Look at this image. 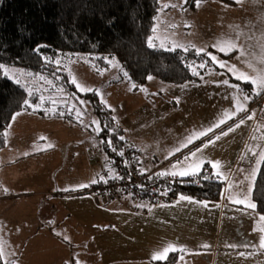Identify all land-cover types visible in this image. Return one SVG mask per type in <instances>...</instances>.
<instances>
[{"label": "crops", "instance_id": "1", "mask_svg": "<svg viewBox=\"0 0 264 264\" xmlns=\"http://www.w3.org/2000/svg\"><path fill=\"white\" fill-rule=\"evenodd\" d=\"M165 5H175V7H165ZM150 38L152 47L158 49H203V52L213 54L217 61L226 62L228 67L235 65V69L229 71L227 67L221 68L215 62L216 68L219 66L221 73L225 75L221 74V78L224 79L218 80V76L213 79L220 85V92H215L214 88L208 89V87L201 90L211 114H215V107L221 104L222 99L226 102L229 112L235 110L236 101L233 97L238 93L229 85L238 84L242 93L251 94L253 97L246 103L249 112L247 114L254 113L253 118L227 136H223L215 144L203 148L197 157H191L190 153L202 148L203 143L212 137L213 133L194 140L193 143L182 148L178 155L168 156L163 136L155 124L144 123L135 130L128 129V137H125V130L122 127L125 140L133 141L141 148L143 156H148L146 159L148 164L151 157L172 162L176 158H178L177 161H183L185 156H189V159L184 161L186 166H195L203 160L202 169L208 167L213 175L220 173L214 176L225 181L221 198L206 200L193 197L195 201H207L208 206L204 207L188 201L177 203L182 193L170 202L149 203L130 194L110 201L94 194L80 198L82 195L80 193L70 194L69 191L59 190L53 191L54 194L50 195L52 198L48 199L51 202L46 218L54 217L51 221L45 222L44 216L43 221H38L37 218L46 206L42 204L41 198L34 200L35 196L32 198L28 196V188L31 184L26 181L24 173L29 172L36 161L28 156L38 155L42 149L48 147L39 148L35 153L32 149L25 148L18 142V138L25 137L15 124L8 127L5 132L6 149L5 147L0 149V180L8 178L17 188L12 193L5 191L4 195H0V232H9L14 228L18 235L16 240L20 239L23 245L22 250L33 243L38 246L60 245L66 250L67 245L89 238L86 225L75 221V227L72 229V226H67L66 217L71 219L75 215L86 216L88 209H102L110 214V218L102 224V228L105 226L111 232L98 241V256L91 261L92 264H105L104 260L108 261L107 264H264V247H261V240L264 238V220L261 217H264V214L260 213L256 207L255 209L246 207L248 202L255 204L252 199V187L262 162L259 153L264 152V113L259 119L257 108L253 107L262 94L255 95L253 89L257 85L236 78L239 75L253 79L264 77V0H231L230 3L221 0H200L199 6L195 2L193 7L188 2L182 4V0H160V9ZM229 44H236L237 47L227 54L220 52L218 47H213V45L228 47ZM219 54L227 57H221ZM225 72H229V75ZM229 76L247 84L248 89ZM225 79L229 81V85L219 83ZM158 80L148 79L147 83H156L160 87L163 84ZM189 85L192 84L189 83ZM191 108L192 113L189 115L193 117L195 112L192 104ZM89 112H93L91 107ZM244 115L246 113H240V116ZM49 116L53 118V115ZM236 119H239V116L215 129V134L226 130L229 125H234ZM70 127L74 128L73 124ZM198 130L200 131L199 127ZM26 132L28 131H23V133ZM96 137L99 138V135L96 134ZM46 138L49 136L38 135L36 139L34 136L33 140L35 145L44 147L42 143L49 142ZM15 146H17V155L12 157V160H19L16 164L19 167L10 171L9 158L12 151H15L13 150ZM41 155L44 157L43 154ZM166 156L167 159H165ZM209 161H219L218 168L213 169ZM22 162L26 163L29 170L24 168ZM171 162L165 163L168 165ZM180 170L186 169L171 168L169 171ZM253 172H255L254 175ZM37 184L38 189L34 191L35 193L47 192L41 189L42 186L39 183ZM60 186L65 188L66 185L60 183ZM12 195H17L20 199L15 205L14 221L5 215L10 210L9 202L12 201L8 197ZM245 197H247L245 204L233 203V200L245 199ZM58 214H61L62 219L56 221ZM46 227L50 231H47V237L41 238L40 230L44 231ZM52 229H55L54 233ZM26 234L30 237L21 239ZM65 236L69 239H63ZM169 243L177 248H183L184 251L170 252L168 258L171 254H177V258L170 263H165L168 258L163 261L153 260V253ZM205 244L209 247H202ZM228 245L236 247L230 248L227 247ZM22 250L21 255L16 256L15 264H67L64 257L59 254H50V258L41 263L38 257L33 259L23 255ZM181 256L183 260L180 259ZM76 261L80 264H88L74 258V264Z\"/></svg>", "mask_w": 264, "mask_h": 264}, {"label": "rangeland", "instance_id": "2", "mask_svg": "<svg viewBox=\"0 0 264 264\" xmlns=\"http://www.w3.org/2000/svg\"><path fill=\"white\" fill-rule=\"evenodd\" d=\"M208 54L210 57L213 55ZM79 56L82 57L72 56L70 59V53L60 52L54 60V62L58 60L60 63L47 65L48 68L52 67L56 70L52 71L49 69L47 73L6 65L2 69L3 75L7 78L15 82L17 79L20 80L19 84L26 89L28 95H36L33 99L28 98L31 105H41L36 110L27 106L19 111L18 113L20 114L15 115V119L11 121L10 125L14 126L16 124L18 126L25 137L23 139L18 138V142L23 144L25 148L32 149L33 153L39 148L48 147L42 149L38 155L32 154L28 156L33 157L36 161L31 170L24 173L26 181L31 184L28 188V196L30 198L35 196L34 200L41 198L43 200L42 204L46 206L37 218L38 221H43L44 216L45 222L47 220L51 221V218L54 217L46 218L51 202L48 199L52 198L50 195L54 194L53 191L68 189L67 191L70 194H82L80 198L89 196L88 194L90 193L86 192L92 184L89 182L93 179L99 180L102 175L100 174L102 165L107 164L110 159L108 152L101 145V141L104 140L101 137H96L97 132L94 130L95 125H92V121H99V119L93 112H89V108L92 106L90 101L76 93V91L82 94L88 92L79 91L74 84L76 91H71L66 86L67 77L63 72L67 74L70 82L75 78L78 83L88 88L99 89L100 95L98 96L100 100L102 101L103 99V101L107 102V105L111 106L112 116L115 117L114 121L124 128L125 137H128V129L135 130L144 123L155 124L163 136V142L167 146L168 153L174 151L181 143L185 142L190 134L199 132L198 127L200 131H203L218 121L224 112L228 111L226 102L222 99L221 104H217L215 107V114H211L209 106L201 93V90L205 87H208V89L214 88L215 92H220V85L215 83L213 79L216 76H218V80L224 78H221V70L219 66L216 68L215 61H212L213 64L206 69H198L194 65L191 66V72L194 73L196 69V72H199L200 75H197L198 80L193 82L186 81L183 83L185 85H175L158 80V82L163 84L160 87L152 82L137 87L134 82L129 80L113 81L118 71V64L115 60H110L111 65L109 68L98 72L85 66L83 62H86L84 61L86 58L82 59L84 57L82 54H79ZM76 58L78 60H75ZM70 62H75L76 64H71ZM197 65H200V63H197ZM5 70H7V75H5ZM225 74L229 75V72H225ZM222 75L225 76L224 74ZM189 83L192 85H189ZM242 86L244 85L242 84ZM244 87L248 89L247 85ZM41 98H43V101ZM177 98H179V102H177ZM190 99L192 101H189ZM79 100L85 101L86 104L80 105ZM191 104L195 112L193 117L189 115V113H192ZM73 105L80 109L83 116L77 118L75 110L72 109ZM49 115H53V118ZM54 120H56L55 123ZM81 120L83 121L82 123ZM72 124L74 128L70 127ZM24 130L28 132L23 133ZM38 135L40 137L49 136V138H46L49 141L48 144L42 143L44 147L35 145L33 138L35 136L36 139ZM91 147L95 150V154L89 153ZM13 150L15 151H12V155L9 158L10 171L19 167L16 165L19 160H12V157L17 155V146ZM179 152H175L174 155H178ZM144 159H148V156L146 155ZM177 159L172 162L165 160V162H171L166 166V170H170L172 165L177 162ZM21 164L24 165L25 169L29 170L26 163L22 162ZM105 167L109 171L113 169L110 162ZM10 181L8 178L0 180V195H4L5 189H7V193H12L17 189L15 188L16 185ZM223 182L225 185V181ZM37 183L42 186L41 189L43 191L46 190L47 192L45 193L44 191L42 194L35 193L34 191L38 189ZM60 183L65 184V188H62ZM188 183L191 182L188 181ZM82 184L89 186L79 187ZM223 189H225V186ZM18 197L17 195L8 197L12 201L9 202L11 204L9 206L10 210L5 215L13 221L16 216V202L20 201ZM86 213V216L75 215L71 218L72 220L66 217V224L67 226H72V229L75 227V221L86 225L88 227L87 236L89 237L87 240L82 239L75 241L72 245H67L66 250L60 245L38 246L35 243L25 246L22 250L23 245L20 239L16 240L18 235L14 228L9 232L1 231L0 252L2 254V264H8L9 261L14 262L16 256L21 255V250L22 254L29 256V258L38 257L41 263H44L48 257L50 258V254H59L64 257L67 264H74V258L81 260L83 263L92 264L91 261H94L96 256H98V241L102 236L111 232L105 226L102 228V224L106 223L105 221L110 218V214L102 211V209H88ZM56 216L58 218L56 221L62 219L61 214ZM47 231H50L47 230V227L44 231L40 230L41 238L47 237ZM51 231L54 233L55 229ZM82 236H84V232H82ZM28 237L30 235L26 234L21 239H27ZM104 263L107 264L108 261L104 260Z\"/></svg>", "mask_w": 264, "mask_h": 264}, {"label": "trees", "instance_id": "3", "mask_svg": "<svg viewBox=\"0 0 264 264\" xmlns=\"http://www.w3.org/2000/svg\"><path fill=\"white\" fill-rule=\"evenodd\" d=\"M195 2L188 0L191 7ZM159 9L160 0H0V64L47 73L49 69L56 70L47 65H56L57 55L66 52L70 53V59L72 56L82 57L79 56L82 54V59L86 58L85 66L98 72L109 68L110 60H115L118 71L113 81L129 80L137 87L146 84L148 77L172 84L198 80L191 72V66L199 69L197 63L204 62V69L210 67L213 62L207 52L198 53L193 48L187 51L163 50L150 46L149 39ZM124 72L128 77H124ZM63 74L67 77L66 86L76 91L67 74ZM76 93L90 101L101 128L109 126L98 134L99 137L103 140L111 138L117 150L130 146L136 149L134 153L142 155L141 148L133 141L119 140V136H124L123 129L115 123L112 110L96 92ZM35 97L34 94L28 95L22 85L4 76L0 69V149L6 145L5 132L12 117L27 107L24 100ZM109 129L116 131L110 132ZM101 145L112 157V148L107 143ZM205 170L210 169L207 167L201 171L198 182L193 181L194 177H177L172 182L161 183L162 189L167 188L173 197L169 202L181 193L196 199L219 200L224 182L212 172L210 179H203ZM252 199L257 210L264 214V160L254 182ZM176 258V253L171 254L165 263Z\"/></svg>", "mask_w": 264, "mask_h": 264}, {"label": "snow or ice", "instance_id": "4", "mask_svg": "<svg viewBox=\"0 0 264 264\" xmlns=\"http://www.w3.org/2000/svg\"><path fill=\"white\" fill-rule=\"evenodd\" d=\"M187 2H188V0H182V4H186ZM199 3H200V0H196L197 6H199ZM165 7H175V5H165ZM185 27H188V25H185ZM150 46H152V45L150 44ZM213 47H218V50L220 52H223V53L227 54L228 52L234 50L237 46H236V44H229L228 47H224V46H220V45H213ZM184 50L187 51L188 49L185 48ZM196 51L198 53H200V52H203L204 50L203 49H197ZM211 60L217 62L221 68H226L227 67L229 71H233L235 69V65H232L231 67H228L226 62L217 61V58L215 56H212ZM55 63L59 64L60 62L57 60V61H55ZM205 67H206L205 63H201L199 65V68H205ZM4 68H5V66L3 64H0V69H4ZM193 74L200 75V73L196 72V71H194ZM5 75H7V70H5ZM123 75H124V77H128V73L127 72H124ZM236 78L239 79V80H244L245 82H251L253 85H257V87L253 89V91L255 92V95L259 96L261 94H264V77H260L258 79H253V78L248 77V76L239 75ZM148 79H152V77H148ZM16 83L19 84L20 80L17 79ZM71 83L74 84L75 87L81 92L94 91V92H96V94L100 95L99 89L88 88V87L78 83L75 78H73L71 80ZM219 83H221L223 85H229V81L227 79L222 80ZM229 86L232 87L233 89H236L237 93H238L237 95H235L233 97V99L236 101V103L234 104L235 110L234 111H230V112L229 111L224 112L222 114V117L220 119H218V121H216L214 124H212L211 126L207 127L206 129H204L203 131L194 132V133L190 134L187 137L186 141L181 143L179 147L174 149V151L169 152L168 156H172V155L175 154V152H179L182 148L187 147L188 144L193 143L194 140L199 139L200 137H203V136H207L209 133H213L214 135L212 137H210L203 144L202 148H198V149H196V151L190 153L191 157H197V154L201 153L203 148H207L209 145L215 144L216 141L220 140L223 136H227L230 132L235 131V129L239 128L241 125H244L247 120H251L253 118L254 113L253 114H247L248 113V109L246 107V103L253 98L252 95L251 94L242 93L241 90H240V86L238 84H232V85H229ZM133 87H135V85H133ZM41 100L43 101V98H41ZM78 102L82 106L86 104V102L83 101V100H79ZM102 102L107 107H109V108L111 107L110 105H107V102L103 101V99H102ZM177 102H179V98H177ZM23 104L27 105L29 107H33V110H36V109L41 107L40 104H37L35 106L31 105L29 103V100H27V99L23 101ZM72 109L75 110L77 118L83 116V113L80 111L79 108H76L75 105L72 106ZM240 113H246V115L240 116ZM19 114L20 113L17 112L15 115H19ZM15 115L12 117L13 120L15 119ZM238 116H239V119H236L234 125H229L226 130H222L219 134H215V129L220 128L221 125L227 124V122L229 120L235 119ZM113 120H115V117H113ZM82 122L83 121L81 120V123ZM92 125H95V129L94 130L97 132V134H99L101 131H104L105 128H109L108 125H104V127L101 128L100 127V121H98V120H93L92 121ZM92 125H90V126H92ZM109 131L110 132H115L116 129H109ZM118 138L121 141H123L125 139L124 136H119ZM253 139H255V137H253ZM101 143H107L112 148V150L114 152H117L118 155H120V156L124 155V152H123L122 149L117 151V148L115 147V145L112 144L111 138H108V139H106L104 141H101ZM49 146H51V145H49ZM253 154L255 155L256 153H253ZM25 155H27V153H25ZM259 155L261 156V159L264 160V152L259 153ZM167 158L168 157L166 156L165 159H167ZM188 159H189V156H185L183 161L178 160L175 164L172 165L173 169L182 168V169H186V170H180V171L164 170V171H161L159 173H156L155 175L158 176V177H165V176H171V177H198V176H200L201 175V169H202L204 161L201 160L200 163L196 164L195 166H192V165H187L186 166L184 164V161H187ZM125 163H127V162H125ZM137 163H140V161L138 160ZM209 163H211V166H212L213 169H217L220 162L219 161H209ZM110 171H111V169H110ZM145 171H147V169H143V168L140 169L141 174H143ZM254 174H255V172H253V175ZM214 175H220V173L217 172V173H214ZM109 178H111V179H123V177H120L118 175H113V176H109V177H106V176L102 175V176L99 177V181L107 183ZM210 178L211 177H209V176H203V179H205V180L210 179ZM99 181L97 179H93L91 181V183L95 184V183H97ZM88 186L89 185H84V184L79 185V187H81V188L88 187ZM67 190L68 189H65V191H67ZM5 191H7V189H5ZM250 191H251V189L249 188V192ZM161 194L162 195H167V191H165V192H163ZM246 200H247V197H245V199H235V200H233V203H235V204H245ZM179 201H188L190 203H197V204L203 205L204 207L208 206V202L207 201H195L193 199V197L186 196V195H183V194L179 195L177 203ZM141 206H143V205H141ZM161 206H163V205H161ZM246 207L247 208H251V209H255L256 205L254 203L248 202L246 204ZM261 219L264 220V217H261ZM63 239L68 240L69 237L65 236V237H63ZM202 247L207 248L209 246L205 244V245H202ZM227 247L232 248V247H236V246L235 245H228ZM261 247H264V238H262V240H261ZM177 251H184V249L183 248H177L175 245L169 243L166 247H163L160 250H156L153 253L152 259L153 260L163 261V260H166L168 258V254L170 252H177ZM240 255H244V253H240ZM180 259L183 260V256H181ZM8 264H14V262L13 261H9ZM76 264H80V262L76 261Z\"/></svg>", "mask_w": 264, "mask_h": 264}, {"label": "built area", "instance_id": "5", "mask_svg": "<svg viewBox=\"0 0 264 264\" xmlns=\"http://www.w3.org/2000/svg\"><path fill=\"white\" fill-rule=\"evenodd\" d=\"M253 107L257 108V117L259 116L260 119L261 114L264 113V94L255 102ZM135 151L136 149L130 146L125 147L123 156L113 151L112 157L108 160V163L110 162L112 165V171H109L105 167L107 163L102 165L101 174L106 177L118 175L123 177V179L109 178L107 183L99 181L95 184H91L86 192L98 195L100 198L110 201L118 199L126 194H130L135 198L150 200L152 203L171 200L172 195L169 194L167 188L164 187L162 189L163 185H161V183L172 182L177 177L156 176V173L166 170L167 164L157 157H151L148 164L146 159H144L142 155H139L138 152L134 153ZM89 152L95 154L93 148H90ZM138 160L140 163H137ZM141 168L147 169V171L141 174ZM203 174V176L209 177L212 175L210 170H205ZM193 181L198 182L199 178L194 177ZM165 191H167V195H162L161 193Z\"/></svg>", "mask_w": 264, "mask_h": 264}]
</instances>
